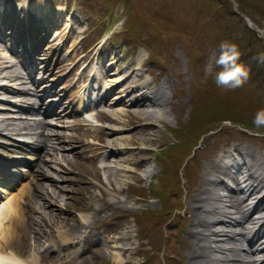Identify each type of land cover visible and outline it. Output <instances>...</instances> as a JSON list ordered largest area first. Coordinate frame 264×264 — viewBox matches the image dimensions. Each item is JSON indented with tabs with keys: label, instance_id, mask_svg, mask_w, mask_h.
<instances>
[{
	"label": "rangeland",
	"instance_id": "1",
	"mask_svg": "<svg viewBox=\"0 0 264 264\" xmlns=\"http://www.w3.org/2000/svg\"><path fill=\"white\" fill-rule=\"evenodd\" d=\"M235 6L244 13L235 0H0V44L3 45L0 46V84L8 87L0 89V118H8L11 122L46 121L44 137L39 135L42 140L48 133L65 132L59 142L55 136L52 138L55 146L61 148L58 154L42 153L46 163L42 170L32 165L36 156L31 162L18 161L4 168L9 175H18L16 180L20 184L14 185L15 192L22 186L35 187L31 178L37 170L51 175L39 179L44 184L42 187L50 193L53 185H58L63 193L57 204L53 203L62 209L61 216H71L64 224L61 220L54 222L52 217L43 220L40 209L38 212L29 208L30 234L22 241L25 257L35 252L40 256V264H200L198 259L209 257L206 251L211 252L210 249L203 247L200 251L201 247L191 237L194 218L197 216L195 220H200L201 216L197 206L203 202L205 178L217 177L212 169L215 161L231 151L235 144L241 149L255 147L264 157V129L243 127L230 119L216 121L227 110L218 104L212 109L205 107L196 95L198 87L206 91L215 80V71L209 75L205 67L218 53L221 42L235 43L233 40L240 38L247 40V46L255 53L264 52L261 42L245 28L251 29L249 21L234 10ZM257 6L250 8L254 10L253 15L244 14L251 23L259 25L257 22L264 23V17L261 4ZM252 30L264 40L255 26ZM31 32L39 36L34 42L30 41ZM192 32L199 37V45L194 44ZM15 38L17 43L13 45ZM6 42L13 51L6 47ZM138 60L141 64L137 66ZM125 65L131 69L139 67L128 80L127 86H132L128 91L140 88L145 82H151L153 90L162 85L161 94L169 103L152 110L162 114V108L163 118L156 116L147 120L149 118L143 117L140 120L135 117L130 122L127 115L121 116L122 125L129 129L118 135L119 141L120 136H133L135 140L129 142L137 148L129 153L136 150L138 154L129 165L122 164L131 167V171L124 182L118 184L103 167L111 145L104 151L97 145L104 140L103 128L111 132L109 129L119 127L120 123L95 114L103 110L106 103L113 102L115 95H109L106 103L97 105L95 102L83 110L81 99L86 87L91 86L93 73L97 76L101 67H105L106 74L108 69L113 73L124 69ZM14 67L20 71L17 77ZM104 78H99L102 86ZM246 85L250 90L259 87V92L264 94V81L253 72ZM20 87L27 90L24 95L16 93L22 90ZM20 96H31L32 100L22 102ZM94 96L92 94L91 98ZM121 102L114 108H129L127 101ZM203 111L206 116L196 125L194 117ZM42 130L10 133V137L38 149L41 144L37 146L35 133ZM6 134L8 131L0 127V144L9 141ZM119 147V144L113 146L116 156L112 158H129L120 153ZM0 150H3L2 145ZM62 154L68 156L63 158L66 161ZM67 160L71 161L70 165ZM159 162L163 167L179 162L177 173L167 169L163 174ZM174 175L180 180L179 185L174 180L168 187L166 176ZM224 178L233 184L229 178ZM219 188L218 194H224V187ZM161 195L169 197L174 209L160 224L147 222L145 212L163 210ZM122 198H126L125 202ZM41 202L36 200V208ZM96 211L99 212L96 214ZM256 214L250 213L252 218L256 217L254 222L258 220ZM258 221L252 225L258 226ZM69 240H77L83 249L78 255L62 253L67 244L60 245ZM119 245L122 248H117ZM159 245L160 251L157 250ZM258 255L256 257H260Z\"/></svg>",
	"mask_w": 264,
	"mask_h": 264
},
{
	"label": "bare ground",
	"instance_id": "2",
	"mask_svg": "<svg viewBox=\"0 0 264 264\" xmlns=\"http://www.w3.org/2000/svg\"><path fill=\"white\" fill-rule=\"evenodd\" d=\"M1 10H2V7H1ZM33 27L36 28L35 26ZM38 29L39 28H37L36 30L38 31ZM1 31L2 30L0 29V33ZM32 35L33 36L31 37L30 41L34 42L38 39L39 36L34 35V33H32ZM1 39L2 38L0 37V40ZM7 43L8 42L5 43L6 47L13 51L11 46ZM16 43L17 41L15 38L12 41V44L16 45ZM0 46H3V45L0 44ZM139 64H141L140 60L136 62L137 66ZM122 69L116 70V72L112 71L113 73H109L110 69H108L109 72L108 74H106L105 67H101L97 76H95V73L92 74V78L90 82L91 86L89 85L88 87H86L84 95L82 96V99H81V105L85 106L87 103H89L87 104V106L89 107L95 102H97V105L101 103H106V100L108 99L109 95H111V97L115 95L113 102L111 101L110 104L106 103V105L109 106V108L107 106L106 107L104 106L103 110L99 109L95 114L96 116L104 117L108 119L109 121H112V122L118 121L120 123L119 127L109 129L111 132H108L106 129L103 128L101 133L104 135V140L101 144L97 145V148L101 151L106 150L109 147V145H111V148L109 150L110 153L106 155L105 157L106 162L103 167L110 173V175L114 176V180L112 181H115L114 183H118V184L123 183L124 178L126 177L127 173L131 171V167L130 168L124 167L122 166V164L127 163L129 165L130 162L133 160V157L136 154H138L136 150L129 153L131 149L137 148L135 147V144H131V142H129L130 140H132V142L133 140H135L133 136L128 137V138H126L125 136L124 137L120 136V141H119L118 135L121 132H125L127 131V129H129V128L125 129L124 125H122V122L120 120L121 116L127 115L130 118L129 119L130 122L135 117H139V119L146 117V118H149L147 120H150V119L152 120V118L156 116L162 117L165 114V111L162 108H161L162 114H155L152 111L154 107H161L164 104L169 103V101H166L165 99H163L164 95L161 94L162 89H163L162 85L159 86L158 88L155 87L156 89L153 90L152 83L145 82L139 85L140 88L138 89L135 88V89H132L131 91L129 89L128 91V88L132 87V86L131 87L127 86L128 80L135 73L136 69L139 70V67L131 69L130 66H126L123 70ZM13 73L15 77H17V75L20 74V71L18 70L17 67L16 68L14 67ZM135 75L137 76L140 74L136 73ZM103 77H105L104 78L105 84L102 86L99 83V78L103 79ZM8 85L10 86V84ZM7 88L8 87L6 86V84L5 85L0 84L1 90L3 89L7 90ZM20 88H22V90L18 89L16 90L18 91L16 93H21L22 95H24V93H26L27 90H23L24 89L23 87H20ZM88 88L91 91L87 92ZM138 90H141V93H138ZM35 92H36V89L34 88L33 93ZM90 92L94 94L95 97L91 98L92 94ZM21 100H23L22 102H27L29 100H32V98L31 96L30 97L23 96ZM123 100L127 101V104L129 107L128 109L120 108V107L114 108L115 105L122 103L121 101ZM15 103L16 102L14 101L13 104ZM132 108H134V110H132ZM140 120H143V119H140ZM135 122H138V121H135ZM128 123L129 122L127 121L125 123V126ZM46 125H47L46 121H42V120H36L33 123H31L26 120L11 122V120L8 121V118H5V117L0 118V127L8 131V134L6 135L9 137L13 133L20 134L24 131L27 132V131H32V130L34 131L37 129H43L42 132L35 133L37 134L36 141L39 142L37 143V146H39V144H41V146L38 149L29 148V152H27V155L23 157L26 162V161H32L34 156H36L37 160L34 161L32 165L36 168L39 167L41 170L43 169V166H46L45 160L42 155L43 152L51 153V151H53L52 154H58V150L60 147L55 146L54 141L52 140V138H54L53 136H55L57 142H59L61 137L65 135L64 134L65 132L62 133V132L57 131L56 134L48 133L45 139L42 140L41 136L39 135L40 134L43 135ZM66 127H67V124H66ZM71 136L73 137V135ZM106 136L108 137V139H106ZM42 137H44V135ZM10 142L11 143L14 142L13 144H19V142L15 140L10 141ZM118 144L120 145L119 147L120 150H122L120 153L127 155V157L129 158L123 157L122 160L118 158L117 159L112 158L115 155L114 152H112L114 150L113 146L116 147V145ZM145 145H147V143ZM13 152H15L16 154H13ZM227 154L229 153L227 152ZM18 155L19 154H17L16 149L2 151L0 153V164L18 161L19 159L16 157ZM61 156L63 159L67 155L62 154ZM228 156L231 161L226 162L223 156H219L217 160L215 161L212 169L214 171L213 174L217 177L216 178H209V177L205 178L206 187L204 186L205 189L202 192L203 202H201L197 206V208L201 209V214H200L201 216L199 218L200 220L198 219L195 220L197 216L194 218V227L192 229L193 234L191 235V237H193L192 238L193 242L197 244L199 247H201L200 251L203 250L202 249L203 247L209 248L211 251V252H208V250L206 251L204 249L206 253L209 254V257L204 258V259H198V262L200 264H228L227 262L228 255H227V250L225 249V247L236 243L237 249H234V252L237 253V255L233 254L231 264H264V260L260 262V259L262 257L261 258L254 257V256H257L256 253H262L264 255V236H262L259 233L261 230V227L262 226L264 227V157L263 156L261 157L259 155V152L257 151L255 147L254 148L246 147L245 149H241V147L237 144L233 146L232 151L230 152ZM63 160L66 161V159H63ZM69 162L71 161L67 160V164H69ZM1 173H2V168L0 166V174ZM223 176L229 178L231 182L233 183V185L236 186L237 184L236 189L233 190L231 183H227L226 182L227 180ZM16 177H18V175L14 174V176H11L9 175V173L4 175L3 177L0 176V197L3 200L1 205L5 209L4 218L2 221H0V249L4 251H13L17 255L21 257H25L24 251L26 253V250L24 248V244L22 241L26 240V238L29 237V234H30L28 231L30 228L29 224H31L29 221L32 220L31 219L32 217L29 213L30 210L38 211L40 209V214H42L43 220H46L47 218L50 219L52 217L54 219V222L56 220H61L64 222V224L68 222L71 216H61L62 209L59 206L55 205V203H53V202H56L57 204L58 202L57 199L62 196L63 190L58 189L59 187L58 185H53L55 187L49 193V192H46L44 187H42V185L44 184L39 179H41V177L49 178L51 177V175L49 176L46 173H41L40 170H37V173L34 174L31 178V182L34 184L35 187L28 188V186L27 187L22 186V188L17 189V192L13 191L12 187L11 189H6L4 186L10 187V185H16L18 183L20 184V182L16 180ZM61 177L64 178L63 176ZM220 186L224 187L225 189L224 194H221V193L218 194V188ZM254 193H255V196L252 197L251 195ZM47 199L48 200L52 199L53 200L51 201L52 203L50 202V200L48 201ZM36 200L42 201L40 204L38 203L39 204L38 208H36L37 204L35 205ZM47 207H50V208L47 209ZM29 208L31 209L29 210ZM27 212L29 214H26ZM98 212L99 211H96V214ZM254 212L255 214L257 213V219L259 220V221L257 220L258 221L257 224L261 223L259 227H257V225H254V226L252 225L257 222V221L256 222L253 221L254 218L256 217L252 218L250 215V213L252 214ZM24 217L28 219L25 221ZM79 222L82 224L81 226L84 227V224L80 220ZM46 225H50V224L47 223ZM80 228L81 227H79L78 229ZM67 234L70 235L68 232ZM79 235L76 237H79ZM38 237H40V235ZM76 241L77 240H69L66 242L65 241L62 242V245L60 246L67 244V246L62 249V253L65 255H78L82 249H80L81 247L79 243ZM47 248H45V250ZM117 248H122V246L119 245L117 246ZM200 251H198L197 253L200 254ZM197 253H195V255H198ZM262 254H259V255H262ZM235 259H236V262H234ZM194 262H195V259H194Z\"/></svg>",
	"mask_w": 264,
	"mask_h": 264
},
{
	"label": "trees",
	"instance_id": "3",
	"mask_svg": "<svg viewBox=\"0 0 264 264\" xmlns=\"http://www.w3.org/2000/svg\"><path fill=\"white\" fill-rule=\"evenodd\" d=\"M235 1L238 2L239 8L245 14H250V15H253L252 13L254 12V10L252 12L250 8L252 7L257 8L258 7L257 5L261 4L262 7L260 8V11L262 13V16L264 17V0H259L258 2L252 0H235ZM244 13L241 14L244 16L245 15ZM234 14H236L235 11ZM257 23L260 26H264V23L262 22H257ZM218 26L219 28H222L220 24H218ZM245 28L253 36V38L260 41L264 47V40L260 36L258 37V33L250 29L248 26ZM192 34H193V40H196L194 44L199 45L200 44L199 37L196 36L194 32H192ZM233 41L246 54V56L243 55L241 56L240 62L250 67L251 72H253L256 77L264 81V65L258 64L253 59V57L256 56L258 53H255L253 49L247 46V40L243 41L240 38L239 39L235 38ZM218 70L219 69H215V71ZM241 89L244 90L241 91ZM196 95H198L199 102H202L205 107L212 109L216 106V104H218L221 109L227 110V112H224L223 117L217 119L216 121L222 122L223 120L230 119L248 128L262 129V130L264 129V128H256L252 123L256 112L258 110L264 109V94L262 95V93L259 92V87H253V89L250 90L249 86L245 84L242 88H238L235 90H226L221 87H218L214 80L212 85L210 84L207 86L206 91H201L200 87H198L196 91ZM205 116H206V112L204 111L197 113L194 117V119L196 120L194 123L196 125H200L204 120ZM178 167H179V162H175L172 166L164 165L163 167L164 172L162 173L164 174L167 169L174 170L177 173ZM166 178H167L168 187L172 185V182L174 180L177 185L179 183V180L175 177V175L172 176L171 178L166 176ZM161 199L163 200V205H164L163 210L161 212H155V213L145 212V216H147L145 220L147 222H155L160 224L161 222L165 221L168 218L167 217L168 212L174 209V205L169 203V197L167 195H161ZM155 218L156 220H154ZM153 241H155V238L153 239ZM161 249L162 248L159 245L157 250L160 251Z\"/></svg>",
	"mask_w": 264,
	"mask_h": 264
},
{
	"label": "clouds",
	"instance_id": "4",
	"mask_svg": "<svg viewBox=\"0 0 264 264\" xmlns=\"http://www.w3.org/2000/svg\"><path fill=\"white\" fill-rule=\"evenodd\" d=\"M242 52L239 46L229 41L220 43L218 53L205 67V72L213 74L215 69V82L218 87L226 90L242 88L251 78V69L241 61ZM253 59L264 65V52L258 53ZM256 128H264V109L258 110L252 121ZM5 209L0 206V221L3 220ZM0 264H40V256L32 252L28 257H21L13 251L0 249Z\"/></svg>",
	"mask_w": 264,
	"mask_h": 264
},
{
	"label": "water",
	"instance_id": "5",
	"mask_svg": "<svg viewBox=\"0 0 264 264\" xmlns=\"http://www.w3.org/2000/svg\"><path fill=\"white\" fill-rule=\"evenodd\" d=\"M235 10H236V12L238 14H241V12L239 11V9L237 7H235ZM244 17H246V19L249 21L250 27L254 28V26H255L256 30L260 31L264 35V28L260 27L259 25L255 24L253 22L251 23V21L249 20V18L247 17V15H244ZM253 24H254V26H252Z\"/></svg>",
	"mask_w": 264,
	"mask_h": 264
},
{
	"label": "snow or ice",
	"instance_id": "6",
	"mask_svg": "<svg viewBox=\"0 0 264 264\" xmlns=\"http://www.w3.org/2000/svg\"><path fill=\"white\" fill-rule=\"evenodd\" d=\"M0 206H2V205H0Z\"/></svg>",
	"mask_w": 264,
	"mask_h": 264
}]
</instances>
